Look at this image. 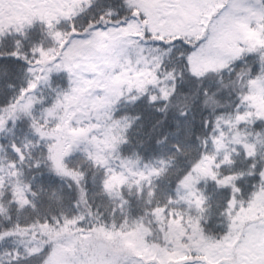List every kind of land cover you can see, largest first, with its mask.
Masks as SVG:
<instances>
[{
    "label": "snow or ice",
    "instance_id": "6c2138e0",
    "mask_svg": "<svg viewBox=\"0 0 264 264\" xmlns=\"http://www.w3.org/2000/svg\"><path fill=\"white\" fill-rule=\"evenodd\" d=\"M0 264H264V0H0Z\"/></svg>",
    "mask_w": 264,
    "mask_h": 264
}]
</instances>
